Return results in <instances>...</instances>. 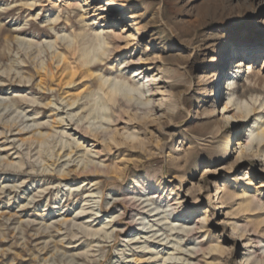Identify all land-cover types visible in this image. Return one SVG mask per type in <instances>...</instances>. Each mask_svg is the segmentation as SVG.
I'll list each match as a JSON object with an SVG mask.
<instances>
[{"label":"rangeland","instance_id":"rangeland-1","mask_svg":"<svg viewBox=\"0 0 264 264\" xmlns=\"http://www.w3.org/2000/svg\"><path fill=\"white\" fill-rule=\"evenodd\" d=\"M105 3L120 11L109 12ZM252 22L258 25L255 30ZM125 24L129 29L121 33L119 47L113 45L104 53L95 34H119ZM132 27L141 33L130 35ZM78 44L90 50L86 76L76 72L73 88L62 86L54 94L47 89L49 96L41 97L39 65L49 62L56 51L70 56L67 51ZM226 46L230 57L222 91L213 96L218 99L211 107L210 81ZM254 49L251 56L246 55ZM17 62L21 66L16 67ZM237 62L241 63L238 73ZM137 67L141 74L136 73ZM8 72L15 78L32 77V86L0 85V130L13 122H18L17 128L24 127L19 121L25 114L27 128L43 123L42 131L50 136L31 152L28 144L18 141L13 127L8 140L0 138L4 158L0 190L5 185L20 188H4L0 193V264H57L64 259L65 264H187V258L195 264H264V0H98L83 8L76 0H0V83H5L1 79ZM146 75L155 77L151 95L145 92L142 97V102L150 99L149 109L128 114L123 110L117 133L95 141L67 125L68 117L74 121L82 117V123L93 129L111 114V103L101 99L99 86L104 81L105 88L120 83L141 87L142 92ZM53 83L49 86L57 89V81ZM67 94L73 98L82 94L83 108L75 104L62 111ZM19 96L36 99L37 107H9ZM227 99L232 110L222 115L219 105ZM49 101L51 105L42 108ZM133 102L140 107L139 100ZM236 106L240 109L234 113ZM208 110L220 121L219 129L207 124L212 120ZM62 116L63 125L51 128L52 119ZM64 145L60 154L81 145L73 156L78 157L75 162L65 164L73 153H64L57 164L43 171ZM86 154L102 169L57 178ZM12 161L14 165L4 164ZM138 184L147 187L139 193H146L143 199L153 213L132 211L134 225H127L123 237L114 240L122 226L106 224L121 206L106 208L118 192L136 190ZM100 194L104 212L90 218L89 213L96 211L88 207H95ZM66 198L68 205H64ZM62 212L74 224L64 225L60 233L51 232L53 236L28 238L44 223L51 226L48 231L53 230ZM223 218L228 223L220 225ZM27 220L33 221L31 228L26 227ZM140 222L146 227L135 225ZM186 227H194L190 236L185 234ZM64 232L67 236H62ZM45 241L50 242L49 250L38 254ZM126 241L131 246H125ZM193 248L198 251L190 255Z\"/></svg>","mask_w":264,"mask_h":264},{"label":"bare ground","instance_id":"bare-ground-1","mask_svg":"<svg viewBox=\"0 0 264 264\" xmlns=\"http://www.w3.org/2000/svg\"><path fill=\"white\" fill-rule=\"evenodd\" d=\"M97 1L98 0H76V5L78 4V5H80V7L83 8L84 6H89V5L91 6L92 3L97 2ZM105 6H106V9L109 12L118 13L120 11L119 8H117L116 6H113V5L109 4V3H105ZM128 26H129L128 24H125L124 30L121 31L119 34H115L113 32L105 33V34H103L101 32H98V33L95 34V40L98 42L99 46L101 48H103L104 53L107 50L111 51V47L113 45H115L116 47H119V43H117V42H119V40L123 39V35L121 33H123L124 31H127L129 29ZM250 27H251L252 30H255L256 28H258V25H257V23L252 22L250 24ZM131 29H134V33L132 32L130 35H135V34H140L141 33L138 30V28H136V27H132ZM83 40H84V38H83ZM249 43L250 42H247V44H249ZM126 45L128 46L129 42H127ZM62 49L66 50L65 48H62ZM255 50L256 49L247 50L245 53H246V55L251 56L255 52ZM67 52L69 53L70 56H67L65 51L64 52H57V51L54 52L50 56L49 62L44 63V64H40L39 68L36 70L37 71L36 74H38L37 78H39L38 86L41 87V89L39 90V91H41V93H40L41 97L44 98V97H48L49 96L48 93H47L48 91L46 92L47 89H50L51 92L54 94L57 90L61 89L62 86H69L68 88H70L71 84H74L73 76L76 74V72H78L79 74L83 73L84 69L89 67V65H91L92 59L89 58L90 50L81 49L79 44L77 46L76 45L72 46L71 49L68 50ZM241 53H242V51H240L239 54L236 57H240ZM229 57L230 56H229L228 48L226 46V47H224L222 55H221V60H220L221 63H220L219 69L214 74V79L210 81V84L212 85V87H211L212 90H211V94H210V98H209V104H210L211 107L213 106L215 100L218 99V98H215V97H214L215 99H213V96L214 95L215 96L218 95L222 91V83L221 82H222V78H223V71H224V68L227 66V64L229 62ZM70 58H72L71 61H69ZM22 62H23V64H25V61H22ZM130 62H131V60H128L127 62H125V64L126 63H130ZM17 66L18 67L21 66V62H17L16 63V67ZM122 66L125 67L124 63H123ZM235 67H237V69L235 70L236 73L241 71V63H239V62L235 63ZM139 69H140V67H137L135 69V71H136V73L141 74V71ZM9 72L7 73L8 75L6 74V77H4V79L3 78L1 79L5 83H0V85H5V86L6 85L7 86L8 85L9 86L13 85L14 86L17 83V84H22V86H25V85H28L29 87L32 86V84L29 83L30 79L32 77L31 78H27V80H25V78L22 79L21 77L15 78V75L13 77V76L9 75ZM19 73L20 72H16V74H19ZM86 73H88V72H86ZM0 76L2 77V74H0ZM78 76H80V75H77V77ZM150 77H152V79L149 78V75L144 76V79H145L144 83H146V84L142 83V87H144V85H145V88L142 89V92L140 91L141 87L133 88V87L124 86V85H122L120 83H116V84H114L112 86H107L105 88L106 81H104L103 84L101 86H99L100 90L103 93V95H102L103 98L101 97V99H103L104 102L111 103V108H110L111 114L107 115V116L104 115L105 117H103L101 120H99L98 121V125L95 126L93 129L88 128L87 126H85L84 123H82V121H83L82 117H79L78 120H76V121L73 120L74 119L73 117H71V116L68 117V119L66 120L67 121V125H70L76 133L81 134L83 137L84 136L85 137L87 136V138L90 137V139H93L95 141H98L99 138H104L107 135H110L112 133H114V134L117 133V131L120 130V129L117 128V124L119 123L120 118H123V116H120V114L122 113L123 110L126 109L127 111H124V112H127V114H128L129 111H131L133 109H135L136 111L137 110H142L143 112H145V111H147V109H149L150 99L149 98L145 99V101L142 102V100H143L142 97L145 96V92L149 93L148 94V96H149V95H151L150 94L151 91H153L152 88H151V81H155V77L153 75H151ZM89 79L91 80V78H89ZM54 81H57V83H56V85H57L56 87H58L57 89L56 88H52V87L49 86ZM49 83H51V84H49ZM48 87H50V88H48ZM86 90H89V89H86ZM134 91L139 92L140 96H137L136 94L132 93ZM67 92H69V91H67ZM67 92H65L64 94H66ZM98 97H97V99H99ZM81 99H83L82 98V94H78L77 98L76 97L73 98V97H71L70 95L67 94L66 96H64L62 98V101H65V105L62 104L63 105L62 111L66 107H68L69 109L72 108L75 104H77L76 108L79 107V106H82V108H83V105H82L83 103L82 104L79 103V101ZM134 99L140 101L139 102L140 103V107L138 106L137 102H133ZM103 101H102V103H104ZM35 103H36V99H34V100L31 99L30 100L26 96H19V97H17L16 100H14L13 104H11V106H9V107L15 106V108H21L23 106V104H27V105H31L33 107H37L38 103L37 104H35ZM229 104H230V99H227L225 101V104H220L219 105L220 108L222 109V115H225L229 111L232 110L231 109V105H229ZM50 105H51V102L49 101L48 103L43 105L42 108H46L47 106H50ZM150 105H152V102H151ZM4 107H8V105H4ZM104 108L105 107L103 105V109ZM239 109H240V106H236V110H235L234 113H237ZM124 114L125 113H123V115ZM132 115H133V112H132ZM25 116L26 115L24 114L21 117L20 121H19L20 122L19 125H23L24 127L27 126V125H24L25 122H26L24 120ZM207 116H208L209 120L212 119L211 121H207V124L209 126L215 125L216 126L215 129H217V128L219 129V127H221L220 121L218 119L214 118V114L210 110H208ZM227 117L228 118H234L235 116L230 115V116H227ZM32 120H34V118ZM140 120H141V118H140ZM63 122H64L63 116L60 117V119L53 118L52 122L50 123V126L52 128V127H55L54 125H58V126L59 125H63ZM12 127L17 130L15 136L18 137V141H20L22 145L23 144H28L27 148L30 150V152L35 150V148L38 145L42 144L45 141V139L50 136V133H45V132L42 131V129L46 127V126H44L43 123L42 124L41 123H37V124H35V127L33 129H30L31 126L28 127V128L27 127L26 128H24V127L17 128L18 127V122H13V124L1 128V130H0V138H4L5 140H8V138L11 136V132H12L11 128ZM7 133H10V135L7 136ZM28 133H30V134L28 136H25V134H28ZM164 134L170 135L171 133L169 131H164ZM127 137L134 139L133 136H131V135H128ZM13 142H14V140H12L10 144H14ZM34 144H35L34 148L31 149ZM80 146L81 145H79V146L77 145L75 147V149H74L73 146L70 147V149L67 152V154L65 153L66 150H64V153L67 156H70V154L73 153V155L66 160L65 164L74 163L75 162V160L78 157L73 158V156H75L76 154H78L80 152ZM59 149H60V151L54 154L55 159L50 161L46 165V167L43 168V171H46L50 166H52L56 162H58L61 157L65 156L64 153L60 154L61 150L65 149V145L61 146ZM95 154H97V153H95ZM57 157H59V158H57ZM3 159L4 158L0 157V161H3ZM24 163H25V161H24ZM4 164L10 166V165H14V162L13 161L12 162H4ZM19 164L23 165V160L20 159ZM101 167H103V166L100 165L99 163L95 162L92 159V156H89V154H86V155H84V157L80 158V160H78L75 164H72V166H69L65 172L60 173L57 176V178L60 179V180L61 179H66L67 176L69 174H71V173H74L77 176H81V175L87 174L91 169H96V168L97 169H99V168L102 169ZM2 170H3V168H2ZM135 180H136V183H137L138 180L137 179H135ZM4 188L5 189L19 188V186H17V185L1 186L0 193H3V189ZM146 189H147V187L145 186V184L144 185L143 184H138V189H136V190L130 189V190H126V191H120V192H118V194H116V197L112 201V204L109 206V208H106V209L111 210V209H113L114 206H118V205L121 206V211H119L117 215L113 216L112 219L106 224V225L111 224L110 227H114V228H115L117 223L121 224L122 227L119 230H116V232H115L114 240L118 239L119 237L120 238L123 237L122 233H124V231H126L127 225H130L131 227L134 225L135 218H133V216L131 215L132 211L137 210V209H142V211H143L142 214L143 215L144 214L150 215V214H148V212L151 211L152 209L148 208V206L151 205V204H145L148 200L147 199H143L144 196H145L144 194H146V193H144V194H143V192L139 193L140 190L142 191V190H146ZM76 190H74V191H76ZM87 197H90V195L87 196ZM102 200H103V194H100L99 195V200L97 201V204H95V207L94 206H89L88 207V208H91V210H95L96 211L95 213L94 212L93 213L92 212L89 213L90 214L89 215L90 218L92 216L91 214L95 215V214H97V212H104L103 205L101 204ZM32 201H33V199L31 198L28 203H31ZM39 201L40 200H36V203L39 202ZM85 201H87V199H85ZM68 202H69V200L66 198L65 201H64V205L65 204L68 205L67 204ZM24 206L25 207H29L28 205H24ZM84 212H85V210H82L81 212H79V214H76L75 217L76 218L77 217H81L79 215L83 214ZM65 213L66 212H62V213H58L57 214V215H63V217L54 222V226H52V228H54L53 230L48 231V228H50L51 226H49V224L44 223L42 225L43 226L42 229H40V228L36 229L35 230L36 232L34 234H32V237L28 236V238H32V239L37 240L40 237L53 236V235H50L51 232L56 231L57 233H60V231L63 229L62 227L64 225H66V228H67L69 223H73L74 224V222H72V219H69V218L66 217ZM152 213H153V210H152ZM54 216H55V214H54ZM54 216L49 217V219H53ZM127 218L129 220V222H122L125 219L127 220ZM86 222H88V221H86ZM227 223H228L227 220L223 218L222 222L220 223V225L227 224ZM32 225H33V221L27 220L26 227L27 228L28 227L31 228ZM135 225L141 226L142 229L146 227V223H142V222H140L138 224L135 223ZM87 226H89V224ZM142 229H140V230H142ZM236 229H237L236 227L232 228L233 233H236V231H237ZM193 230H194V227H190V228L186 227L185 234L190 236V234L193 232ZM95 233H98V232H95ZM64 235H65V232L63 233L62 236H64ZM72 235H73V237H75L74 234H72ZM65 236H67V235H65ZM233 237L234 236H232V238ZM68 240H69V243H71L72 240L71 239H68ZM60 241L62 242L63 239H61ZM257 242L259 243L261 241H257ZM42 243H43V245L40 247V250L38 251V254H40V252H43V251L46 252V251L49 250L50 242L45 241V242H42ZM131 243H129V241H126V245L125 246H131ZM254 244L256 245V243H254ZM61 247L68 248V247L64 246L63 244L61 245ZM70 247L73 248V247H75V245L74 246H70ZM132 249H133V247H132ZM196 251H198V248H193L192 251H190V255H192ZM255 252L256 251H253V253H255ZM72 256H76V254H72ZM185 260L188 261L187 264H195L191 259L189 260V258H187ZM45 261H47L46 258H45ZM135 261H137V260L135 259ZM57 264H65V259L64 260H59Z\"/></svg>","mask_w":264,"mask_h":264}]
</instances>
